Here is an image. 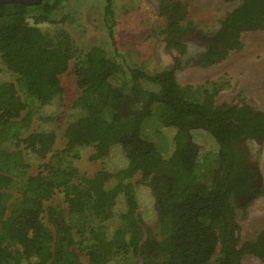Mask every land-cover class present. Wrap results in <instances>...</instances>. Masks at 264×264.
<instances>
[{
	"label": "trees",
	"instance_id": "16d2710c",
	"mask_svg": "<svg viewBox=\"0 0 264 264\" xmlns=\"http://www.w3.org/2000/svg\"><path fill=\"white\" fill-rule=\"evenodd\" d=\"M71 1L80 0L0 3V264H244L249 256L264 264V229L242 242L237 219L264 195L252 148L264 145V109L218 104L226 81L181 85L176 59L157 72L127 63L118 76V20L135 0L123 15L116 0L99 1L113 60L101 44L77 45L67 27L78 21ZM157 1L166 48L185 56L184 40L197 36L205 49L187 63L200 68L241 50L244 33L264 32V0H224L233 6L210 34L183 2ZM72 66L82 81L67 106L62 77ZM156 106L160 121L150 119ZM207 133L218 143L214 158L197 141ZM119 146L127 162L106 167ZM83 148L103 162L91 176L75 165ZM141 187L153 194L150 208L137 195ZM151 213L156 231L144 222Z\"/></svg>",
	"mask_w": 264,
	"mask_h": 264
},
{
	"label": "rangeland",
	"instance_id": "374dc122",
	"mask_svg": "<svg viewBox=\"0 0 264 264\" xmlns=\"http://www.w3.org/2000/svg\"><path fill=\"white\" fill-rule=\"evenodd\" d=\"M100 0H80L78 5L72 8L76 11L78 21L68 25V30L75 39L77 45L88 50L89 48L101 44L104 48H108L110 58L113 60L117 55L114 54L115 45L107 34L105 26V17L102 15L99 7ZM128 0H116L115 13L123 15L124 11L129 8L126 4ZM187 6L189 19L195 22L197 28L205 34H210L218 29L220 21L233 5L225 3L224 0H179ZM157 0H135V9L130 14L123 15L118 20L117 36L118 43L122 47L124 57L115 60L118 64V76H123L124 69L127 70V63L131 67H144L148 72L162 71L171 67L176 61L182 66L177 71V79L181 85L200 86L207 81H226L227 86L217 97L218 104H228L239 106L244 101L255 108L264 109V32L244 33L242 35L243 48L235 51L222 63L209 68H200L192 64H188L187 60L201 54L205 49L203 44L199 42L197 36H189L185 42H188V53L180 56L176 51L166 48L165 37L163 32L166 27V20L158 15ZM46 30H54L53 26H45ZM134 30L131 34L130 30ZM129 35H127V33ZM133 36L132 44L129 37ZM138 47L139 50L135 48ZM124 58L126 60H124ZM0 68L4 66L0 63ZM82 80L78 78L72 66L69 71L62 77V85L65 90V103L67 106L79 93L78 86ZM83 83V82H82ZM64 109V108H63ZM66 110V108L64 109ZM157 118L160 121L158 107L156 106L150 119ZM149 119V120H150ZM66 115L61 114L60 122L54 127L60 128L57 131L63 132L62 126H65ZM40 121L34 123L33 130L37 128ZM170 129L168 134L174 135L175 129ZM172 133V134H171ZM151 137V136H150ZM149 138V137H148ZM154 141V140H152ZM197 141L204 151L209 150L212 158L214 152L218 153V143L216 139L207 133L205 136L198 134ZM257 144V143H254ZM158 147H161L156 143ZM57 148L64 147V141L59 137ZM167 147L173 150L175 147L174 140H168ZM121 149V147H117ZM253 161L258 165L262 179L261 186L264 187V145H252ZM118 151L115 157L104 163L106 167L116 169L126 160L125 154ZM93 151L90 148H83L79 151L80 158L75 160V165L82 174L93 175L103 166V162H94L90 160ZM123 153V155H122ZM124 157V158H123ZM39 168L34 166L31 168V174H36ZM141 178L138 174L134 181ZM146 188V189H145ZM137 188V195H140L141 202L144 206L152 207L154 197L150 188ZM142 203L139 204V211H144ZM245 200L242 204L246 205ZM154 209V206H153ZM152 214V213H151ZM237 219L240 225V239L242 242L254 240L259 231L264 229V195L256 199L244 210H237ZM153 231H156L158 217L152 214L145 218L144 221ZM244 264H262L257 258L246 257Z\"/></svg>",
	"mask_w": 264,
	"mask_h": 264
},
{
	"label": "water",
	"instance_id": "95a60500",
	"mask_svg": "<svg viewBox=\"0 0 264 264\" xmlns=\"http://www.w3.org/2000/svg\"><path fill=\"white\" fill-rule=\"evenodd\" d=\"M44 0H0L1 4L4 3H20V4H24V5H35V4H40L42 3Z\"/></svg>",
	"mask_w": 264,
	"mask_h": 264
}]
</instances>
